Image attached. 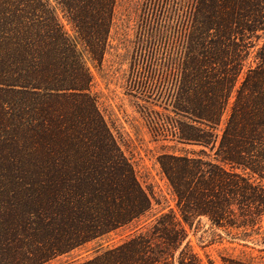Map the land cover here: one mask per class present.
<instances>
[{
    "label": "trees",
    "instance_id": "trees-1",
    "mask_svg": "<svg viewBox=\"0 0 264 264\" xmlns=\"http://www.w3.org/2000/svg\"><path fill=\"white\" fill-rule=\"evenodd\" d=\"M118 1L0 0V264H48L152 211L91 94ZM186 20L168 129L200 150L159 158L177 210L76 264H206L190 240L203 218L243 242L263 231L264 0H194Z\"/></svg>",
    "mask_w": 264,
    "mask_h": 264
},
{
    "label": "rangeland",
    "instance_id": "rangeland-1",
    "mask_svg": "<svg viewBox=\"0 0 264 264\" xmlns=\"http://www.w3.org/2000/svg\"><path fill=\"white\" fill-rule=\"evenodd\" d=\"M193 1H118L104 60L101 65L91 60L88 62L92 74L91 94L97 100L119 146L131 161L139 182L153 197V208L140 221L48 264L86 261L99 250L119 246L136 229L148 227L160 213L169 209L177 210L175 196L161 169L159 158L165 154L180 155L200 150L175 141L168 129V121L177 117L167 110L170 99L175 95V87L168 83L166 67L169 60L174 63L178 60L182 34L187 30L186 16ZM64 23L68 31L74 34L67 22ZM160 32L164 33L167 43L152 49L147 40L152 35L161 37L158 34ZM154 54L157 70L162 67L164 69L162 74L154 72ZM175 79L176 76H171V83ZM232 103L233 100L224 116V122L229 116ZM190 240L206 264L209 261L213 264H226L233 259L264 261V223L261 234L254 235L249 242H243L238 232L217 229L203 218L192 230Z\"/></svg>",
    "mask_w": 264,
    "mask_h": 264
}]
</instances>
